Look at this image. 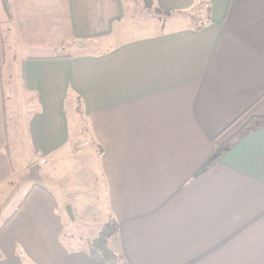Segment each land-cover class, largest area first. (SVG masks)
Returning a JSON list of instances; mask_svg holds the SVG:
<instances>
[{
	"label": "crops",
	"instance_id": "crops-1",
	"mask_svg": "<svg viewBox=\"0 0 264 264\" xmlns=\"http://www.w3.org/2000/svg\"><path fill=\"white\" fill-rule=\"evenodd\" d=\"M152 1L168 15L131 0H7V18L0 3V264H93L94 238L62 241L46 188L52 163L88 141L123 263L264 264V122L241 132L264 117V0ZM7 47L33 102L32 158L17 163ZM50 159L34 172L46 186L22 181Z\"/></svg>",
	"mask_w": 264,
	"mask_h": 264
},
{
	"label": "rangeland",
	"instance_id": "rangeland-1",
	"mask_svg": "<svg viewBox=\"0 0 264 264\" xmlns=\"http://www.w3.org/2000/svg\"><path fill=\"white\" fill-rule=\"evenodd\" d=\"M148 10V12L153 13V6ZM138 13V18L142 20L140 22L142 25L151 23L154 19L153 16L144 14L142 11ZM15 53L18 55L17 60L30 56L27 50H16ZM13 54L14 53L10 51L9 47H7V64L4 65L2 71L4 73L2 90L3 101H6L7 105V124L9 123V129L12 131V147L17 149L11 148V153L14 163H17V157L20 160H29L32 158L31 148L29 150V142H27L28 136H26L24 127L27 121L25 118L29 116V112L25 109L33 102L31 98L22 91L20 76L21 64L18 63V61L13 62L12 59H15ZM32 113L33 109L30 107V116ZM10 117H12L11 120ZM85 127V120H83L80 130H84ZM79 133L80 131L78 134ZM77 146V149L71 154V158L60 161L62 165H60L58 160L52 163L54 179L52 178V183L50 185L45 184L41 175H38L39 178H37L34 172L38 170V173L41 169H49L52 162L51 159L47 166L37 165L38 167L32 168L30 167L31 163L29 166L27 165L26 171H29L30 176H26L22 180L27 183V185L33 182L40 185H47L46 188L54 198L59 208L58 212L61 214L64 221V232L62 235V241L64 243H69L70 240L83 242L86 241V239L95 238L100 231L101 222H105L109 216L108 209L106 208L107 202L104 196L103 183L97 173V165L99 164V160L95 154L97 150H94V145H92V143L89 144V141L85 143V145L81 143L80 149H78L79 144H77ZM79 184L82 185V192L79 191ZM19 195V200H21L22 192H20ZM87 199L90 201L95 200L94 205H96V207L92 209V207L88 206ZM67 208L71 211L72 220L67 216ZM95 217H98L101 221L97 222Z\"/></svg>",
	"mask_w": 264,
	"mask_h": 264
},
{
	"label": "trees",
	"instance_id": "trees-1",
	"mask_svg": "<svg viewBox=\"0 0 264 264\" xmlns=\"http://www.w3.org/2000/svg\"><path fill=\"white\" fill-rule=\"evenodd\" d=\"M131 1H139L142 3L145 9H150L153 5L152 0H131ZM1 7L8 18V3L7 0H0ZM149 11V10H148ZM155 14L160 16H166L168 14L160 12L158 9L153 10ZM264 122V117L255 118L251 121L246 127L242 129V135L246 134L253 129L258 128V126ZM239 137V135H237ZM241 136V135H240ZM235 141L230 142L228 145L231 146ZM222 156V153L219 154V157ZM119 226L115 219L109 215L107 220L101 223L100 231L97 236L88 242L87 249L88 254L93 262V264H125L123 263L109 248H108V240L114 237L118 233Z\"/></svg>",
	"mask_w": 264,
	"mask_h": 264
},
{
	"label": "water",
	"instance_id": "water-1",
	"mask_svg": "<svg viewBox=\"0 0 264 264\" xmlns=\"http://www.w3.org/2000/svg\"><path fill=\"white\" fill-rule=\"evenodd\" d=\"M67 216L72 220V214L69 208L66 209Z\"/></svg>",
	"mask_w": 264,
	"mask_h": 264
}]
</instances>
